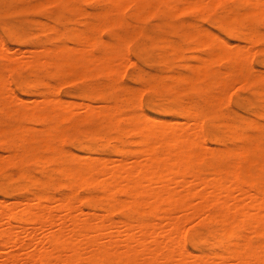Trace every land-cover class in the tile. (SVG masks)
<instances>
[{"label":"bare ground","instance_id":"1","mask_svg":"<svg viewBox=\"0 0 264 264\" xmlns=\"http://www.w3.org/2000/svg\"><path fill=\"white\" fill-rule=\"evenodd\" d=\"M45 1L72 5L74 0ZM100 1L104 5L93 15L97 21H87V30L71 33L73 45L64 41L50 46L39 42L36 49L30 47L28 51L26 48L27 56L18 57L17 53L18 56L12 55L0 36V56L8 63L34 70L47 66L62 76L71 72L77 76L88 75V72L122 73L125 68L123 70L120 65L124 64L119 63L120 71L119 68L116 70V64L125 58L123 52L109 48L97 56L89 50L87 43L99 41L96 32L102 29L101 26L122 23L130 7L133 11H129L135 16L146 11L149 14L160 12L168 18L182 8L217 11L216 27L229 30L230 35L252 46L261 38L255 26L249 32L237 35L236 31L230 30V20L239 18V21L256 22L264 19V0H238L237 13L232 11L229 0ZM71 10L74 13L80 11L75 4ZM191 34L188 37L198 36L199 46L207 48V56L194 58L197 63H192L194 65H190L185 74L178 75L176 71L177 75L173 74L175 80L193 86L201 79L215 78L220 80L224 90L229 85L236 87L228 84L230 77L242 82L250 78L252 73L247 63L253 50L247 49L244 43L231 46L228 40L201 26ZM10 35L20 37L14 29H10ZM20 51L25 52L23 48ZM223 62L229 64L228 70L218 68ZM6 82L0 76V111L9 114L12 105L17 103L18 113L23 118H33L47 129L16 124L14 132L19 143L10 147L9 154L0 155V170L7 164L21 167L28 158L44 168L41 177L23 174L28 184L39 187L30 197L10 202L0 199V264H264V132L249 135L227 125L232 138L241 140L243 145L212 149L206 145L198 112L192 107L185 109L182 105L185 109L183 121L159 120L142 111L125 116L123 106L101 103L104 106L99 104L100 108L96 109L90 103L53 98L56 89L53 84H47L48 90L41 93V100H22L12 94ZM18 82L22 88L30 86L24 78H19ZM56 85L60 86V83ZM77 112H84L85 116L81 114L82 118L78 119ZM93 120L116 131L119 141L125 135H133L138 148L135 147L131 155L115 160L114 157L110 159L111 156L102 159L95 155L92 156L96 158L76 155L55 145L56 138L62 133L61 125L64 124L65 129ZM116 149L122 152L119 146ZM49 165H55L60 184L66 189L59 196L46 191ZM81 187L97 189L96 196L90 194L86 198L90 202L95 197L103 199L101 213L96 212L93 203L87 210L82 208L77 194ZM116 212H123L121 218L114 217ZM196 221L216 226L213 235L216 243L207 254L203 250L192 253L186 246L185 226Z\"/></svg>","mask_w":264,"mask_h":264},{"label":"rangeland","instance_id":"2","mask_svg":"<svg viewBox=\"0 0 264 264\" xmlns=\"http://www.w3.org/2000/svg\"><path fill=\"white\" fill-rule=\"evenodd\" d=\"M229 1L232 11L237 13L239 11L237 5L238 0ZM34 3L37 4L34 5ZM74 4L80 11L74 13L71 10ZM103 5L104 2L100 0H74L72 5L66 2L63 3V1L2 0L0 4V36L4 39L5 45L11 51L12 55H19L18 57H22L23 55L27 56L30 47L32 50L36 49L39 42L46 43L48 46H50L51 43L57 44L60 41L73 45V43L70 42L71 33L87 30V24L85 22L97 21V18L93 15L97 13ZM178 5L181 6V2H178ZM181 7H183V5ZM182 9L183 10H177L172 17L168 18L160 12L149 14L146 11H142L135 16L134 12H131L133 11V7H130L125 12V14H127L122 23L101 26L103 30L99 28V32H96L99 41L95 43L88 42L87 45L89 50L97 56L98 54L102 55L109 48L118 52H123L126 56L121 60L122 63L119 61H117L118 64L115 63L117 71L119 68L118 65H125V63H127V66L120 65V67L123 66V70L125 68V71H122V73L114 72L108 75L99 72L90 74L88 72V75L77 76L78 74L71 72L62 76L47 66H41L38 67L37 70H34L24 65H20V67L17 64L14 65L15 63H8L4 57L0 56V76L5 82H9L6 83L11 87L9 89L13 91V95H17L16 97L27 101H31L29 99L34 98H36L35 100H41V93L48 90L47 84L49 86L53 84L52 86H56V89L53 90L55 92L52 93L53 98L58 97L62 100H74L76 102L78 100V103L81 101L80 103L84 104L90 103L93 104L94 106H92L96 109L97 107L100 108V105H102V107L104 105L112 107L123 106V113L125 116L132 113L138 114L142 111V113L149 117L160 118L159 120L171 119L183 121L185 109L192 107L198 112L197 119L201 123L202 131L206 138V145L208 147L211 146L210 148L218 150L238 148L243 145V142L232 138V134L228 132L225 126L231 125L237 132L243 130L249 135H259L264 132V35L262 36L264 33V19L257 20L256 22H252V20L249 19L239 21V18L237 19L238 21L234 19L230 20V30L236 31L238 33L237 35L249 32L252 26L257 28L261 34V38L252 46L248 45L247 42L243 40H239L236 36L230 35L229 30L227 31L216 27L215 18L219 12H209L192 8ZM180 10L182 12H180ZM128 12L130 13L128 14ZM200 26L228 40L232 44L231 46L244 43L247 49L249 47V50H253V55L252 52H250L252 56H250V63H247V68L252 75L246 82L234 80L230 77L229 82L231 83L228 84H234L236 87L234 88L232 87L233 85H229L223 90L220 80L217 81L215 78L208 77L201 79L200 82L193 86L174 79V76L177 74L179 75V73H187L188 67L194 65L192 63H197L194 58L197 56H207L208 50L205 46H199L198 36L193 38L188 37V35H192L191 33L193 31L196 32V29ZM10 29L16 30L20 34V37H12L10 35ZM187 37L189 39H187ZM22 48L27 54L25 52H22L23 54L21 53L20 50ZM13 50L16 51L14 52ZM203 52H206V54ZM159 54L160 56H158ZM222 64L218 65V68L221 70H228L230 68L227 62H223ZM91 67H93V65ZM122 68H119V71L120 69L122 70ZM176 71H178L177 74ZM120 73L122 76H120ZM258 73L262 76L260 75V77ZM19 78H24L30 86L22 88L18 82ZM73 78L75 79L72 80ZM160 79L164 81L161 82ZM233 81H238V83H241V86H237L238 83H234ZM57 82L58 84L60 83V86L56 85ZM139 90H141L140 93ZM119 94L121 98H118ZM227 95L228 97L226 98ZM217 96L219 98H217ZM16 104L12 105L8 112L9 114L0 111V155L4 154L5 156L6 153L9 154L10 147L19 143L17 135L14 132V129L17 127L16 124L20 123L34 128L37 127L36 129L39 130L47 129L45 125L40 124L33 118L30 120L23 118V116L18 113L19 110L17 107L19 108V106ZM182 105L185 109H183ZM82 111H84V109H82ZM84 112H77L76 118L78 116V119H81V116L84 117ZM61 127L60 130H62V133L56 138L54 142L56 143L55 145L58 147L61 146L60 148L71 151L76 155H89L90 157H101L102 159H108L111 156L110 159L114 157L116 160V158L118 159L120 157L121 159V157L131 155L132 151L138 148L134 142L135 138L133 135H125V137L123 136L119 141L116 131H111L101 126L99 120H93L88 123H77L65 129L64 124L61 125ZM9 128L12 130H9ZM214 136L215 138H213ZM132 140L133 142H131ZM117 146L122 149V152L117 151ZM9 165L10 166H8V164L4 165L3 169L0 170V199L2 198V200L6 201L8 199V202L16 198L24 199L30 197L32 193L39 190L37 185L28 184L23 174L31 173L36 177H41V174L44 172L43 167L30 158L26 159L24 165L21 167L13 164ZM47 167L50 169V177L48 179L49 183L46 187V191L56 196H59L62 192H66L64 186L60 184V176L55 170V165H49ZM94 193L97 194V189L93 187L79 188L77 194L81 200L80 205L87 210L89 204L93 203L96 212L99 210L98 213H101L103 199L95 197L94 201L90 202L86 198V196L90 194L96 196ZM122 213L123 212H116L114 217L116 219L121 218ZM215 230L216 226L207 222L196 221L195 223L187 224L185 226V242L187 248L192 253L195 252V254L200 253L201 250L206 254L209 253L216 243L213 240Z\"/></svg>","mask_w":264,"mask_h":264}]
</instances>
